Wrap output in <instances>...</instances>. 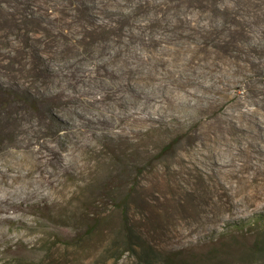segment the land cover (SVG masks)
Segmentation results:
<instances>
[{
	"label": "rangeland",
	"instance_id": "1",
	"mask_svg": "<svg viewBox=\"0 0 264 264\" xmlns=\"http://www.w3.org/2000/svg\"><path fill=\"white\" fill-rule=\"evenodd\" d=\"M81 4L92 25L122 19L120 34L85 43L66 14ZM131 33L162 43L151 53ZM18 55L26 71L10 64ZM127 56L140 57L129 76ZM96 61L113 73L97 76ZM0 86L38 97L0 94V196L43 194L0 237V264H183L228 222L257 216L216 263L264 264L243 244L264 235V0H0ZM39 147L58 157L27 174Z\"/></svg>",
	"mask_w": 264,
	"mask_h": 264
},
{
	"label": "trees",
	"instance_id": "2",
	"mask_svg": "<svg viewBox=\"0 0 264 264\" xmlns=\"http://www.w3.org/2000/svg\"><path fill=\"white\" fill-rule=\"evenodd\" d=\"M73 12L74 13H66L70 16L71 19L74 21H78L80 26L83 28L81 32H83L84 38L83 41L89 42L90 40L94 39L97 36H104L108 35L109 32H116L113 33V35L117 36L121 32V25L120 23L122 22V19L119 21H116L117 25L107 27L105 25H99L95 24L92 25L89 20H88V12H87V7L84 4L81 5H73L72 6ZM155 21H150L147 23V25L153 24ZM90 24V25H87ZM142 35L140 37H137L135 34L131 33L128 36L129 41H131L134 38H139L138 40L141 42L142 45L146 44V46L150 49V52H157L156 50H153L156 45H161L162 43V38L157 37L155 35ZM120 54L122 53L121 50L118 51ZM139 56L135 57H124L122 60V63L128 68V75L129 72L132 71L131 65H134V60H138ZM140 58V57H139ZM12 65H19L21 68V71H26V60L25 58L20 55L18 56H11L9 57ZM162 62L159 63L158 65L160 67H163L164 65L161 64ZM93 67H95V72H98L97 76L103 77L108 74H112L113 72H106V65L100 64L97 61L94 63ZM102 70H105L102 72ZM0 94L2 95V103H7L8 101H19V102H26L29 104H36V101H38V97L34 96L33 94L29 93L28 91L24 89H11V88H6L3 86H0ZM252 104L254 105L255 108H259L262 106V99L257 97V98H252ZM151 129H156L151 128ZM147 130L145 133H149L151 130ZM157 132L160 134L162 133V130H157ZM182 135L177 134L173 136L171 139L164 141L163 145L160 147V152H166L169 151L173 148V146L180 140ZM117 203V206L120 208L122 215L127 216L129 214V203L127 201V197L120 198V200ZM263 219L262 216H257L254 218H240L234 221L228 222L229 225L225 231H217L215 235H212L209 242L211 244V247L206 252H197L195 254H190L189 257L185 260L182 259L183 264H217L216 262L218 260H222L224 258L223 255H228L232 254L230 251H228V248L230 246H227L225 241H233L237 238L240 237H250V234L255 232L256 225H258L261 220ZM124 232L126 233V237L128 240L132 237L139 238V235L136 234L134 224L130 222L129 219H124ZM245 245L244 253H247L248 255L251 254H261L264 255V235H256L254 233V238L249 244L243 243ZM137 245H140L141 249L145 254H148L150 250H152L153 245L148 243V244H143V243H138L137 241L135 242H130L128 241V245L125 251L129 250H135L134 247Z\"/></svg>",
	"mask_w": 264,
	"mask_h": 264
},
{
	"label": "bare ground",
	"instance_id": "3",
	"mask_svg": "<svg viewBox=\"0 0 264 264\" xmlns=\"http://www.w3.org/2000/svg\"><path fill=\"white\" fill-rule=\"evenodd\" d=\"M39 131L42 132L41 129H39ZM40 132H38V133L41 135ZM43 147H46V146H43ZM39 149L40 150H39L37 156H35L34 159L29 160L30 165L27 167V174H32L33 170L36 167H38L39 169H42V163H43V159L45 157L48 159L58 157V153L53 148H52V150H50L51 151L50 153H52V154H50L47 151L42 150L41 147H39ZM10 170H12V169H10ZM0 173H1V171H0ZM4 173H7V171L4 170ZM41 177L47 178L44 173L41 174ZM6 184L8 186H11L12 182L6 180ZM25 195H26V197L21 199V200H16L13 197H11L10 195L0 196V237L5 236L9 232L10 228L13 227L16 223H18L20 221H24V222L26 221V219L23 216H21L20 214H21V212L26 213V212L32 211V209H28L26 206V203H24V201L30 200V199L35 198V197L43 198L42 193H37V194L33 195L31 189H29L25 193ZM22 197H24V196H22ZM48 206H50V205H48ZM5 225H8V227L5 228Z\"/></svg>",
	"mask_w": 264,
	"mask_h": 264
}]
</instances>
